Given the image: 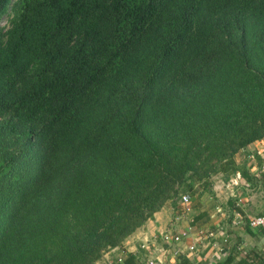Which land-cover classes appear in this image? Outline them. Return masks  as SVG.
I'll return each mask as SVG.
<instances>
[{"label": "trees", "instance_id": "obj_1", "mask_svg": "<svg viewBox=\"0 0 264 264\" xmlns=\"http://www.w3.org/2000/svg\"><path fill=\"white\" fill-rule=\"evenodd\" d=\"M5 15L0 264H95L264 139V0H0Z\"/></svg>", "mask_w": 264, "mask_h": 264}, {"label": "crops", "instance_id": "obj_2", "mask_svg": "<svg viewBox=\"0 0 264 264\" xmlns=\"http://www.w3.org/2000/svg\"><path fill=\"white\" fill-rule=\"evenodd\" d=\"M233 163L234 173L214 175L210 189L189 196L187 205L181 199L166 202L120 247L106 252L95 264H105L106 259L114 264L121 250L125 251L122 264H147L149 260L217 264L229 256L232 264L252 258L257 260L252 264H264V229L247 225L251 218L264 217V139L237 152ZM209 232L214 236H202ZM165 236L180 238L166 242ZM191 246L195 251L189 250Z\"/></svg>", "mask_w": 264, "mask_h": 264}, {"label": "built area", "instance_id": "obj_3", "mask_svg": "<svg viewBox=\"0 0 264 264\" xmlns=\"http://www.w3.org/2000/svg\"><path fill=\"white\" fill-rule=\"evenodd\" d=\"M189 201H190L189 196L183 195L181 197V202L184 203L185 205H187L189 203ZM237 222L240 223V220H238ZM247 225L251 229H256V228H263L264 229V217L251 218V219L248 220V224ZM182 236H185V233H183ZM202 236L213 237L214 233L209 232L206 235L202 234ZM179 238H180L179 236H177V237L165 236L164 237V241L171 242L172 239L178 241ZM114 249H117V248H114ZM189 250L190 251H195V247L191 246L189 248ZM124 254H125V251L121 250L120 253L116 257V260H115L114 264H122L123 263ZM105 264H112V262L110 260L106 259ZM147 264H162V263H160L159 261L149 260L147 262Z\"/></svg>", "mask_w": 264, "mask_h": 264}, {"label": "rangeland", "instance_id": "obj_4", "mask_svg": "<svg viewBox=\"0 0 264 264\" xmlns=\"http://www.w3.org/2000/svg\"><path fill=\"white\" fill-rule=\"evenodd\" d=\"M9 16L5 15L0 19V30L3 33L9 28ZM183 194H188L187 192H183Z\"/></svg>", "mask_w": 264, "mask_h": 264}]
</instances>
